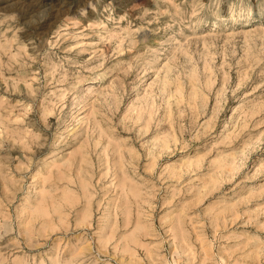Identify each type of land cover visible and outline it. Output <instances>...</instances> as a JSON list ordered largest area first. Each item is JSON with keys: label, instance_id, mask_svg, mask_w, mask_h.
<instances>
[{"label": "rangeland", "instance_id": "374dc122", "mask_svg": "<svg viewBox=\"0 0 264 264\" xmlns=\"http://www.w3.org/2000/svg\"><path fill=\"white\" fill-rule=\"evenodd\" d=\"M0 264H264V0H0Z\"/></svg>", "mask_w": 264, "mask_h": 264}]
</instances>
